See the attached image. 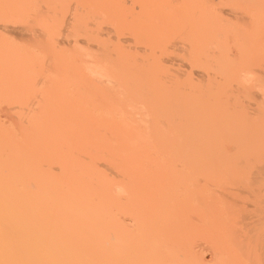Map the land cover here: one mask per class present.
<instances>
[{
	"label": "bare ground",
	"instance_id": "6f19581e",
	"mask_svg": "<svg viewBox=\"0 0 264 264\" xmlns=\"http://www.w3.org/2000/svg\"><path fill=\"white\" fill-rule=\"evenodd\" d=\"M2 108L0 264H264V0H0Z\"/></svg>",
	"mask_w": 264,
	"mask_h": 264
},
{
	"label": "rangeland",
	"instance_id": "374dc122",
	"mask_svg": "<svg viewBox=\"0 0 264 264\" xmlns=\"http://www.w3.org/2000/svg\"><path fill=\"white\" fill-rule=\"evenodd\" d=\"M17 41V40H16ZM62 48H65L66 46L64 45V47L63 46H61ZM39 79H37L36 78V82H37V80L38 81H41V78L40 77H38ZM31 99H30V102H34V101H36V100H38V99H40L41 98V96L40 95H35V96H32V97H30ZM23 111H19V113H22ZM14 113H18V112H9V111H7L5 108H2V109H0V115L1 116H5V115H9V114H14Z\"/></svg>",
	"mask_w": 264,
	"mask_h": 264
}]
</instances>
